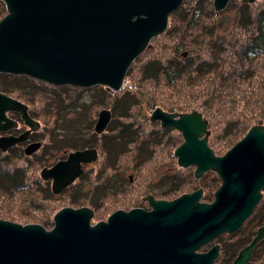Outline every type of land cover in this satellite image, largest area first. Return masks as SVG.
<instances>
[{
    "label": "water",
    "instance_id": "water-1",
    "mask_svg": "<svg viewBox=\"0 0 264 264\" xmlns=\"http://www.w3.org/2000/svg\"><path fill=\"white\" fill-rule=\"evenodd\" d=\"M1 1L6 12L0 18V73L26 75L57 86L103 85L111 91L122 88L131 63L154 36L167 28L169 13L183 2ZM229 1L213 0V6L220 11ZM10 110L20 112L24 122L36 128L37 122L29 117L27 105L0 91V132L13 123L7 116ZM110 115L106 108L99 111L96 132L105 128ZM150 120L181 132L183 141L174 150L178 164H194L195 177L207 170L218 174L221 184L211 203L199 201L201 189L171 201H152L154 209L162 213L159 225L154 223L152 214H141L140 209L123 213L118 210L107 221L92 223L93 212L84 206L58 209L49 229L39 223L22 224L0 218V264H117L106 262L105 245L114 249L122 222L126 243L141 242L143 238L137 239L140 233L153 242L156 233L163 234L161 241L165 246L160 250L169 251L170 264H194L202 257L207 258L206 264L210 263L212 250L198 254L195 248L222 232L238 229L264 191V125L253 124L224 154L217 156L207 143V120L200 112H170L155 107ZM27 134L1 135L0 149L5 151ZM38 146L39 143L29 144L25 152L30 154ZM86 151L70 153L66 160L43 167L40 175L43 179L52 178V190H58L81 172L80 165L72 164L71 159H83ZM262 236L264 225L232 264H245Z\"/></svg>",
    "mask_w": 264,
    "mask_h": 264
},
{
    "label": "trees",
    "instance_id": "trees-1",
    "mask_svg": "<svg viewBox=\"0 0 264 264\" xmlns=\"http://www.w3.org/2000/svg\"><path fill=\"white\" fill-rule=\"evenodd\" d=\"M192 2L183 5L184 13H171V24L158 40L159 45L155 47L157 39L153 40L150 44L152 51L144 52L129 66L126 76L138 95L127 88L111 93L98 86L100 91L95 97L100 101L105 97L117 98L112 111H118L125 119L123 130L118 127L116 132L109 133L107 128L108 132L99 135V144H106L105 148L101 146L106 153L110 150L117 157L129 146L154 143L155 138L140 135L130 116L131 109L143 101L149 108L161 106L166 110L184 112L198 109L204 117L222 123V133L228 138L225 149L251 125L264 124V0L253 3L231 1L229 6H236L237 11L232 16L234 32L228 40L220 32L224 20L219 16L223 12L213 10L212 0ZM4 14L5 7L0 0V18ZM177 31L180 32L179 40H174ZM164 38L168 40L164 41ZM9 76L0 73V91L7 94L11 91L6 85ZM36 94L41 98L36 90L32 92V98ZM50 99L46 97L44 100L48 102ZM94 103L103 105V102ZM242 127L243 130L232 138ZM15 152L0 149V214L15 221L40 220L48 224L44 222L48 217L39 219L32 210L29 213L22 211L23 206L34 209L32 205L39 203L35 198L37 183L42 189L45 186L35 174L37 165L28 164L22 153ZM32 169L34 173L28 180L27 175Z\"/></svg>",
    "mask_w": 264,
    "mask_h": 264
},
{
    "label": "rangeland",
    "instance_id": "rangeland-1",
    "mask_svg": "<svg viewBox=\"0 0 264 264\" xmlns=\"http://www.w3.org/2000/svg\"><path fill=\"white\" fill-rule=\"evenodd\" d=\"M192 1L193 0H184V2L181 4V6H179V8L170 12L168 16L169 18L168 24L169 25L171 24V18H170L171 13L179 12V11H182V13H184L183 5L185 3H191ZM231 1L232 0H230L227 3L224 9L220 11H216V9L213 6V0H212L213 10L215 12H223L219 16V19L220 17H223L224 20V22H222L220 26V28L222 29V31L220 32L221 34L227 36V37L225 36V39L227 40L228 38H230L229 36L234 32L232 16L233 13L237 11L236 6L234 7L229 6ZM182 15L185 16L186 14H182ZM176 25L178 26V21L176 22ZM225 25L226 27H224ZM165 30L163 32H165ZM163 32L158 34L157 36H154L140 55H142L144 52L152 51V49L150 48L151 42L157 39L155 41V47H156L157 46L156 44H158L157 43L158 40H160V37H163L164 35ZM174 33L176 34L173 35L174 40H179L180 32L177 31ZM171 39L173 40V38ZM165 40L168 39L164 38V41ZM140 55H138L137 56L138 58L137 57L136 58L139 59ZM6 80L8 82L6 85L14 86L13 89L12 87H9L8 89L11 91H9V93L6 94L7 95L9 94L12 95L11 93L16 94L14 96H18L20 97V99L29 103L28 105L32 115L38 117V119L40 120L39 122L41 123L39 124L37 121H35L37 122V124L41 126L39 132L35 133V139L38 138V140L42 141V146L39 148L40 146L39 145L36 148L37 150L35 149L36 151L34 150L30 154H27L26 152H22V151L15 152V153H22L25 156V159L27 160L25 161L28 164L33 163L37 165L35 166L36 168L35 174L38 175V177H39V172L41 170L40 168L42 166L49 165V163L52 160L56 159L57 157L55 152L52 151L53 146L56 144L55 134L62 135L63 137L67 135L70 137L74 136L75 139H73L74 141L72 140L73 143L75 141L78 143L81 141L79 144H82L83 146L92 145L93 147L97 148L99 153L97 161L95 163H92L91 165L88 164L84 175L79 180H77L75 184L70 185L62 194H58V195L54 194L51 191L48 183H46L45 181L42 182L41 179L40 181L43 183L45 187H43L42 189L40 183H37L38 184L36 191L37 194L35 193L37 196H35V198L39 200V203L32 205L34 209H31L32 207H29L28 205L23 206L22 211L29 213L30 210H32V213L36 214V217L39 219H41L43 216H46L50 220L45 219L48 221H44V222H47L48 224H43L40 222V220L39 221L13 220L14 222L39 223L48 229L52 227L53 225L52 217L53 214L58 209L65 206L78 208L82 205H85L93 210L94 214L91 218V222L94 223L96 221L102 220V218L105 217V215L107 214L106 212L108 210V207L112 208L114 206H117L116 201L120 202L119 205H121L123 201L131 202L134 196L139 197L140 194L145 191V189L147 188L145 187L146 184H151L153 180L158 179L159 177L164 178L166 177L167 174L172 178L178 179L177 183L181 184V188L183 190H187L190 192V190L195 188L196 189L203 188L204 193L201 198L203 200H208L207 197L210 195L213 201L214 198L212 197V195L215 193V191L221 184L220 177L214 170H207L201 176L195 177L193 174L194 167L179 166L180 164H178L177 162L176 156L174 155V150L183 141V136L181 132L173 127H162L161 124L159 123L160 121L150 120V114L152 110L155 107H161V106H155L153 108H149V106L145 104V101H143L142 103H140V105H137L136 108L131 109L132 114H130L131 118L133 117L134 119L135 126H137L140 130L139 131L140 135L145 136L146 138L149 137L150 139L155 138L154 143L149 145L129 146L124 152L122 151L123 153L119 154L118 157H112L110 150L106 153V150L101 148V146L103 145L105 148L106 144L103 145L99 144L100 141L99 135L94 130V125L96 123L98 113L102 108H106L110 110V112L112 113L113 115L112 121L108 126L109 133L116 132L117 130H119L118 127H122L121 130H123L125 119L123 117H120L118 111L113 112L115 110L114 107L117 104V98L105 97L104 99H102V101H100L98 97H95V94L98 91H100V88H98V86H102L107 92L113 93L116 91L108 90L103 85H94L90 87H75L70 85L67 86L64 85L62 86L61 89L54 90L56 93V97L54 96L50 99V101L45 102L44 99L48 97V95L40 94V92L39 91L37 92L35 87L32 86L36 84L38 85L39 83H36L34 81H37L39 79L31 82L28 81L29 82L28 84L30 85L29 87H27V85H19L21 81L19 82V80L16 81L11 80L10 77H7ZM123 88H127L134 94H137V89L131 84L129 76H125L121 89ZM35 90L36 93L42 95L41 98L39 96L37 98V94L35 95L36 98L35 97L32 98L31 94ZM63 95L65 96L63 97ZM94 102H103L102 103L103 105ZM118 109L121 110V108H117L116 110ZM195 110L200 112L198 109ZM166 111L184 112V111H174V110L173 111L166 110ZM187 112H191V111H187ZM200 113L202 115V118L207 120V126H206V129L208 131L207 143L209 147H211L214 150L215 154L217 155L224 154L232 145L229 148L225 149V146H227L228 144L227 141L228 138L226 136L227 135L226 133L225 134L222 133V127H221L222 123L217 124L215 120L213 121L210 118H206L203 116L202 112ZM255 124H260V123H255ZM45 127L46 129L50 130L49 133L50 135L48 134ZM243 128L244 127L238 128L235 131V133L232 135V138H234V136H237L239 132L243 130ZM203 135L204 134H201L200 137H203ZM65 139L67 138L65 137ZM65 144L67 145V143ZM75 146L77 147L79 145H75ZM71 148H74V146H72ZM31 167L33 166L31 165ZM31 173L33 174L34 170L29 171L30 175H27L28 180L32 178ZM118 177H124V179L126 180L125 193L114 194L104 198L103 191L101 192V186L103 182L105 180L111 178H118ZM128 178H131L132 182L127 181ZM149 188H151V186H149ZM131 194H133L134 196ZM100 203H102V205L99 208H97ZM258 207L259 209L264 210V191H262L261 198L257 202L254 208L257 210ZM103 208H105L106 211ZM0 218L11 220L9 218L3 217L1 214H0ZM230 250L231 248L225 246L222 253L228 254ZM256 254L257 256L253 264H262L264 257L262 256V254H264L263 249L262 250L258 249Z\"/></svg>",
    "mask_w": 264,
    "mask_h": 264
},
{
    "label": "flooded vegetation",
    "instance_id": "flooded-vegetation-1",
    "mask_svg": "<svg viewBox=\"0 0 264 264\" xmlns=\"http://www.w3.org/2000/svg\"><path fill=\"white\" fill-rule=\"evenodd\" d=\"M9 75H10L9 77L11 80H14V81L19 80V82L21 81L19 85H27V87L30 86L28 85L30 81L37 80L35 78H30L29 76H26V75H20V74H9ZM37 81H34V82L39 83V84L32 85V86L35 87L37 92L39 91L40 94L48 95L49 98H52L54 96L56 97V93L54 90H57V89L59 90L61 89L62 86H64V85H61V86L52 85L42 80L41 81L37 80ZM8 87H12L13 89L14 86L8 85ZM11 94L13 95L12 96L9 94L11 97L26 104L27 113L29 117L32 118L34 121H37L39 124H41L39 122L40 120L38 119V117L32 115L31 110L29 109V105H28L29 103L20 99V97L18 96H14L16 94H13V93ZM7 116L8 118L12 120L13 123L9 124L6 130L1 131L0 135L18 136L22 133L28 132L26 138L23 141L16 142L12 146L8 147L7 150L10 149L14 151L24 152L26 146L32 143H35V144L39 143L40 145L39 148L42 146V141L38 140V138L35 139V133L39 132V129L41 127L39 124L36 125V128L34 129L31 128L27 123L24 122V119L22 118V114L16 110L8 111ZM112 116L113 115L111 113L110 120L106 124L105 128L101 132H96L98 135H102L103 133L107 132V128L112 121ZM46 130L49 134L50 130L48 129ZM65 137L67 139H65ZM65 137H63L62 135L55 134L56 144L53 146L52 151L55 152L57 157L56 159L52 160L49 163V165L42 166L40 169H42L43 167L49 168L58 161L66 160L68 153L71 150L75 149L76 141L73 143L74 141L73 139H75V137L74 136L70 137L68 135ZM65 143H67V145ZM72 146H74V148H71ZM88 146L89 145H85L84 147H79V149L82 150V149L88 148ZM96 161H97V157L95 159H92L91 161L89 160L88 162H81L80 163L81 172L69 184L65 185L64 187L57 188L58 190L56 191L52 190V178L44 179V181L48 183L51 191L54 194L56 195L62 194L65 192V190L70 185L75 184L76 181L79 180L84 175L88 164L91 165L92 163H95ZM125 181L126 180L124 179V177L111 178V179L105 180L101 186V192L103 191L104 198L109 197L110 195H114V194L125 193L126 191ZM127 181L132 182V179L128 178ZM177 181L178 179L172 178L168 174L164 178L159 177L158 179L153 180L151 184L145 185V187L147 188L145 189L144 192L140 194L139 197L138 196L135 197L133 194H131L134 196L131 202L123 201L121 205H119L120 202L116 201L117 206H114L112 208H109L107 206L108 207V210L106 212L107 214L105 215L104 218H102V220L107 221V218L109 217V215L118 210H120L121 213H123L125 211H129L130 209H140L141 214H145V215L152 214V216L154 217L153 220H155L154 223L157 225L161 224L160 216H162V213H160V211H156L154 209L153 204H151V202L152 201H171L174 198L184 193H189V191L183 190L181 188V184L177 183ZM149 186H151V188H149ZM197 189L196 188L192 189L190 190V192H193ZM201 189H202V194L199 198L200 202L210 203L212 201V198L210 195L207 197L208 200H203L201 198L204 193L203 188ZM212 197L214 198V194L212 195ZM101 205L102 203H100L97 208H99ZM82 206L88 207L85 205H82ZM103 209L106 211L105 208ZM132 221L133 223H135L134 220ZM132 221H130V226H131ZM144 223L146 224V222ZM262 225H264V210H261V209L256 210L254 208V211L244 220L240 228H238L237 230L233 232H222L214 236L213 238H210L209 240L203 242L198 247H196L194 252L198 254H205L208 251L212 250L213 259L208 264H232V262L238 255L239 251L252 241V238L256 235L259 227H261ZM119 227L120 228L118 230V243L116 244L113 250H110V249L106 250L105 260L107 263L111 261L113 262L115 261V262H118L117 264H170L172 259H171V255L169 254V251L163 252L162 250H160V249H163L162 247L165 246L163 244V241H161L162 239H164L163 234L156 233L154 235V238L156 241L153 242L152 240L148 239L146 235L142 236L140 233L137 239L143 238L141 242L131 241V242L126 243L124 241L125 222L120 223ZM225 246H228L229 248H231L228 254L222 253ZM258 249L260 250L263 249V253H264V236H262L258 240V242H256V244L253 246L252 253L249 259L247 260L246 264L254 263L255 258L257 256L256 252ZM262 256H264V254H262ZM192 260L193 258L190 261H187V260L186 261L191 262ZM206 261H208L207 258L202 257L201 259H199L197 263L194 262V264L195 263L196 264H206ZM262 264H264V257H263Z\"/></svg>",
    "mask_w": 264,
    "mask_h": 264
},
{
    "label": "bare ground",
    "instance_id": "bare-ground-1",
    "mask_svg": "<svg viewBox=\"0 0 264 264\" xmlns=\"http://www.w3.org/2000/svg\"><path fill=\"white\" fill-rule=\"evenodd\" d=\"M256 0H254L253 2H255ZM183 2H184V0H183ZM182 2V3H183ZM253 2H249V3H253ZM181 3V4H182ZM181 4H180V6H181ZM126 76V75H125ZM70 86H72V85H70ZM75 87H78V86H75ZM90 87V86H89ZM96 132V131H95ZM1 136V135H0ZM104 141V140H103ZM33 144H35V143H32V145ZM75 145H79V146H77V147H75V149H73V150H71L69 153H68V156H69V154L71 153V154H73V153H75V152H77V151H81V149H79V147H84L82 144H79L78 142H76L75 143ZM86 150H88V151H86L87 153L83 156L84 158L83 159H79V158H76V157H73L72 159H71V163L72 164H74V165H80V163L81 162H88L89 160L91 161L92 159H95L96 157L98 158V156H99V153H98V150H97V148L96 147H93L92 145H89L88 146V148H85ZM85 149H82V150H85ZM7 150V149H6ZM91 150H94L93 152H90ZM25 152V151H24ZM95 152V153H94ZM175 155V154H174ZM215 155H217V154H215ZM68 156H67V158H68ZM111 156L112 157H114L113 156V153L111 152ZM176 156V155H175ZM217 156H220V155H217ZM118 157V156H117ZM66 158V159H67ZM79 159V160H78ZM176 159H177V157H176ZM77 165V166H78ZM179 166H181V165H179ZM181 167H194V169H195V166H194V164H190V165H188V166H181ZM193 174H194V170H193ZM39 178L44 182V179L42 178V176L40 175V172H39ZM64 187V186H63ZM58 188V187H57ZM200 201V200H199ZM212 202V201H211ZM210 202V203H211ZM254 211V209L252 210V212ZM251 212V213H252ZM10 221H13V220H10ZM14 222V221H13ZM22 224H24V223H22ZM242 224V223H241ZM49 229V228H48ZM107 246H108V244H107ZM106 245H105V247H106V249L107 250H109V248L107 247ZM106 253V252H105Z\"/></svg>",
    "mask_w": 264,
    "mask_h": 264
}]
</instances>
